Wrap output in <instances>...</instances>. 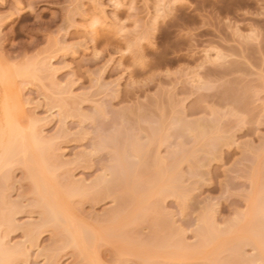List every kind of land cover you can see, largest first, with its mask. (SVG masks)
Returning <instances> with one entry per match:
<instances>
[{
  "label": "rangeland",
  "instance_id": "374dc122",
  "mask_svg": "<svg viewBox=\"0 0 264 264\" xmlns=\"http://www.w3.org/2000/svg\"><path fill=\"white\" fill-rule=\"evenodd\" d=\"M159 1L0 0V135L49 143L0 167L5 264H264V0Z\"/></svg>",
  "mask_w": 264,
  "mask_h": 264
},
{
  "label": "bare ground",
  "instance_id": "6f19581e",
  "mask_svg": "<svg viewBox=\"0 0 264 264\" xmlns=\"http://www.w3.org/2000/svg\"><path fill=\"white\" fill-rule=\"evenodd\" d=\"M123 1H124V0H123ZM160 1H161V0H160ZM160 1H159V2H160ZM159 2H158V7H159V6L163 7L165 3L162 4V2H160V3H159ZM123 4H124V3H123ZM160 4H162V5H160ZM156 8H157V7H156ZM101 9H103V8H101ZM101 9H99V10H101ZM160 9H162V8H160ZM158 10H159V8H158ZM99 12H100V11H99ZM101 13H102V14H101ZM100 14H101L102 16L99 15V18H100V17H103V20H101V24H102L104 21L107 20V18H105V16H104L105 13H103L102 10H101ZM100 19H102V18H100ZM105 19H106V20H105ZM109 21H110V20H109ZM106 22H107V21H106ZM106 22L104 23L105 25H107ZM110 24H111V22H110ZM98 25H99V24H98ZM98 25H97V26H98ZM105 25H103V26H105ZM92 26H93V25L91 24V27H92ZM94 26H95V25H94ZM101 26H102V25H101ZM99 27H100V25H99ZM104 28H105V30L108 29V27L106 28V26H105ZM104 28H103V27H100L101 32H103V29H104ZM120 29H121V28H120ZM120 29H118V30H120ZM100 30L98 29V27L96 28V26H95V27H93V29H92L91 31H92L93 33L96 34V33H99ZM98 31H99V32H98ZM120 31H121V30H120ZM120 31H119V33H120ZM121 32H122V31H121ZM116 33H117V31H116ZM98 35H99V34H98ZM94 37H95V36H94ZM205 55H206V54H205ZM12 84H13V83H12L11 81H7V84H6V85H7L8 88L10 89V87L12 86ZM10 98L13 99L12 101H13V102L15 101V104H16V105H15V106H16L15 114H17L18 117H19V116L21 117V116L24 114V109H25V107H24V102H22L21 99H20V98H21V97H20V94H19V93H18V94H15V96H14V95H11ZM25 105H26V104H25ZM5 107H6V106H5ZM5 107H3V108H5ZM45 110H46V109H45ZM48 110H49V109H48ZM50 111H51V109H50ZM45 112H46V111H45ZM46 113H47V112H46ZM5 114H6V113H5ZM10 114H11V113H10ZM10 114H7V115H9L8 117L11 116ZM10 118L12 119V117H10ZM11 119L6 118V121H5L6 123H5V125L3 124V125H4V126H3V127H4V130H3L2 134L0 135V142H1V143H0V167H1V166H4L3 164H4L6 161H8V160H9L8 162H10V159H13L14 156H16L18 153L20 154L22 151H24V150H26V149H30V148L32 149L33 147H37V146H38L37 148L39 149V148H41V147H39V146H42V145H43V147H44V145H45V146L47 147V144H49V143H47V142H45V141L43 142L42 140H40L43 136H42V137L39 136V138H38V136L34 135L35 133L33 134L34 137L31 135L32 132H36V126H37V125L35 126L34 123H33V121H32V123H31L30 120H29L30 123H31L30 126H31L32 124L34 125V126H33L34 128H33L32 126L30 127V126L28 125V127H30V129L28 128V132H29V130H30V132H31V134H30V132H29L28 135L30 134V137H31V138H29V139H26V138H25V139L23 140V138H21V135L24 136V135H23L24 131H23V133H22V131H21V127L18 128L17 125L14 124L15 122H14L13 120L11 121ZM3 120H5V119H3ZM13 122H14V123H13ZM37 122H38V121H37ZM32 128H33V129H32ZM38 129H39V128H38ZM1 130H2V129H1ZM0 132H1V131H0ZM38 133H39V134H38ZM38 133H37V134L40 135L41 131H39ZM28 135H27V138H28ZM41 135H42V133H41ZM43 139H44V137H43ZM149 139H150V138H149ZM47 141H48V140H47ZM153 141H154V140H153ZM50 142H51V141H50ZM132 143H133V142H132ZM152 143H153V142H152ZM50 144H51V143H50ZM53 144H54V143H53ZM135 145H136V144H135ZM37 148H36V149H37ZM47 148H48V147H47ZM133 148H134V147H133ZM135 148H136V147H135ZM135 148H134V149H135ZM125 149L127 150V147H126ZM130 149H132V147H130ZM140 149H141V148H140ZM126 150H125V151H126ZM128 150H129V149H128ZM27 151H28V150H27ZM41 151H42V150H41ZM137 151H138V150H137ZM127 152H128V151H127ZM127 152H126V153H127ZM144 152H145V151H144ZM145 153H146V152H145ZM19 154H18V155H19ZM127 154H128V153H127ZM170 154H171V153H170ZM18 155H17V156H18ZM19 156H20V155H19ZM122 156H123V155H121V157L118 156V157L120 158V160H117V161H119V165L117 164L118 166H117V167L115 166L116 168L122 166V167H121V170H122V168H123V163L121 164L120 161L124 162V160H122V159H125L126 154H125V156H123L124 158H122ZM169 156H170V155H169ZM26 157H27V156H26ZM36 157H37V156H36ZM41 157H42V155H41ZM153 157H154V156H153ZM27 158H28V157H27ZM20 159H21V158H20ZM158 159H159V158H158ZM161 159H162V158H160L159 160L161 161ZM17 160H18V161H21V160L18 159V157H17ZM29 160H30V157H29ZM33 160H34V158H33ZM125 160H126V159H125ZM159 160H158V161H159ZM22 161H23V160H22ZM24 161H28V160L25 159ZM158 161H157V162H158ZM169 161H170V159H169ZM8 162H7V163H8ZM127 162H129V161H127ZM161 162H162V161H161ZM7 163H6V164H7ZM11 163H13V162H11ZM30 163H31V162H30ZM117 163H118V162H117ZM129 163H130V162H129ZM159 163H160V162H159ZM165 163H166V162H165ZM9 164H10V163H9ZM115 164H116V163H115ZM163 164H164V163H162V167L165 166V165H163ZM7 165H8V164H7ZM12 165H13V164H12ZM27 165L30 166L29 164L26 163V166H27ZM159 165H160V164H159ZM28 166H27V167H28ZM37 166H39V164H38ZM134 166H136V165H134ZM39 167H40V166H39ZM39 167H38V168H39ZM41 167H42V166H41ZM41 167H40V170L42 169ZM8 168H9V167H8ZM8 168H6L7 176H8V170H7ZM31 168L33 169L34 166L31 167ZM158 168H159V166H158ZM160 168H161V167H160ZM32 169H31V170H32ZM35 169H36V168H34V171L36 172ZM119 169H120V168H119ZM138 169H139V168H138ZM163 169L167 171V169H165V168H163ZM3 170L5 171V169H3ZM29 170H30V168H29ZM115 170H118V169H115ZM121 170H119V171H121ZM134 170H135V169H134ZM136 170H137V169H136ZM139 170H140V169H139ZM164 170H162V168H161V171H162V172H161L160 169H159V172L157 173V178L155 177V179H156L157 182H159V183H162V182H160V179L158 178L160 172H161V173L164 172V173H163V174H164L163 176L166 178V181H169V182H170V180L168 179L169 177L167 176V172L164 171ZM112 171H113V170H112ZM123 171H124V170H123ZM143 171H144V170H143ZM143 171H142V172H143ZM43 172H44V171H43ZM43 172H42V173H43ZM113 172H114V171H113ZM115 172H116V171H115ZM138 172H139V171H138ZM172 172L174 173L175 171H172ZM29 173H32V174H30L29 176H31V177L33 176V178H34V179L31 178L32 180H34L33 183L35 184L34 187L32 186L33 189H35L36 193L39 192V196H38V197H40L42 205H41V203H37L39 198H38V199L35 198V199H37V202H36V201H35V202H36L37 204H40V207L42 208V217H43L42 219H43L44 225H45L46 222H47V223H48V222H49V223H50V222H57L58 220L61 222V220H64L62 217H63L64 215H66V214L64 213V215L61 217V215H60V214H61V213H60L61 211H60V210L57 211V209L54 208L55 205H53V204H54L53 202H55L54 200H55L56 198H55L54 200H52V202H51V199H52L51 196H50V193H51V192H48L49 194H47V192L45 193V190H44L43 192H41L42 189H44V187H42V189H41V191H40V185H42L43 183H42V184H39V182H38V179H39V178H38V177H36V178L34 177V176H35V173H34L33 171H29ZM36 173H37V172H36ZM44 173H45V172H44ZM117 173H119V172H117ZM165 173H166V174H165ZM0 174L2 175V172H1V171H0ZM37 174H38V173H37ZM37 174H36V175H37ZM113 174H116V173H113ZM5 175H6V174H5ZM38 175H39V174H38ZM165 175H166V176H165ZM116 176H117V175H115V178H114V176H113V179H116ZM119 176H120V174H118V177H119ZM132 176H133V175H132ZM132 176H131V177H132ZM145 176H146V175H145ZM151 176H152L151 179L154 180V175L152 174ZM0 177H1V176H0ZM118 177H117V178H118ZM124 177H125V176H124ZM1 178H2V177H1ZM35 179H37L36 182H35ZM113 179H112V180H113ZM122 179H123V177H122ZM167 179H168V180H167ZM41 180H42V179H41ZM110 180H111V179H110ZM116 180H118V179H116ZM125 181H126V180L123 179V182H125ZM111 182H112V181H111ZM111 182H110V185L113 184V183L111 184ZM118 182H119V180H118ZM31 183H32V182H31ZM107 183H108V182H107ZM151 183H152V182H151ZM64 184H65V183H64ZM69 184H70V183H69ZM69 184H68V185H69ZM73 184H74V183H73ZM103 184H104V183H103ZM120 184H121V180H120ZM126 184H127V183H126ZM154 184L156 185L155 180H154ZM154 184H153V186H155ZM68 185H67V186H68ZM104 185H105V184H104ZM104 185H103V186H104ZM113 185H114V184H113ZM42 186H43V185H42ZM45 186H46V185H45ZM103 186H102V188H100L99 190L103 189V188H104ZM106 186H108V185H106ZM118 186H119V184H118ZM122 186H123V184H122ZM125 186H126V185H125ZM156 186H157V185H156ZM159 186H160V185H159ZM68 187H70V186H68ZM134 187H135V185H134ZM141 187H142V186H141ZM151 187H152V186H151ZM46 188H47V186H46ZM73 188H74V187H73ZM105 188H106V187H105ZM107 188H108V187H107ZM137 188H138V187H137ZM154 188H155V187H154ZM36 189H37V190L39 189V190L37 191ZM68 189H69V188H68ZM68 189H67V190H68ZM138 189H141V188L139 187ZM144 189H145V188H144ZM150 189H151V188H150ZM47 190H48V189H46V191H47ZM63 190H64V189H63ZM67 190H65V191H67ZM79 190H80V189H79ZM94 190H95V189H94ZM99 190H98V191H99ZM106 190H107V189H106ZM35 191H34V192H35ZM48 191H49V190H48ZM54 191H55V190H54ZM71 191H72V190H71ZM76 191H77V189H76ZM76 191H75V192H76ZM80 191H81V190H80ZM82 191H83V190H82ZM101 191H102V190H101ZM143 191H144V190H143ZM75 192H74V193H75ZM78 192H79V191H78ZM96 192H97V191H96ZM104 192H105V189H104ZM149 192H150V191H149ZM41 193H43V195H42ZM81 193H82V192H81ZM97 193H98V192H97ZM107 193H108V192H107ZM40 194H41V196H40ZM57 194H58V193H57ZM67 194H68V193H67ZM77 194H79V193H77ZM98 194H99V193H98ZM102 194H103V193H102ZM140 194H141V193H140ZM142 194H143V193H142ZM145 194H146V191H145ZM47 195H48L49 197H48ZM136 195L138 196V194H136ZM0 196H1V195H0ZM95 196H96V195H95ZM144 196L146 197V195H144ZM261 196H262V195H261ZM135 197H136V196H135ZM145 197H144V199H143V200H144L143 203L146 202V201H145ZM50 198H51V199H50ZM136 198H137V197H136ZM141 198H143V197H141ZM49 199H50V200H49ZM96 199H97V198H96ZM127 199H129V198H127ZM137 199H138V198H137ZM256 199H257V198H256ZM42 200H43V201H42ZM57 200H58V199H57ZM129 200H130V199H129ZM131 200H132V199H131ZM143 200H141V201H143ZM260 201H261V200H260ZM135 202H136V201H135ZM138 202H139V201H137V203H138ZM254 202H255V201H254ZM254 202H253V203H254ZM256 202H257V201H256ZM51 203H52V204H51ZM143 203H141V204H143ZM139 204H140V203H139ZM56 205H57V204H56ZM129 205H130V202H129ZM143 205H145V204H143ZM255 205H256V204H255ZM255 205H254V207H255ZM42 206H43V207H42ZM133 206H134V205H133ZM140 206H141V205H140ZM56 207H57V206H56ZM59 207H60V205H59ZM129 207H130V206H129ZM57 208H58V207H57ZM134 208H135V206H134ZM62 209H63V208H62ZM131 209H132V208H131ZM131 209H130V210H131ZM136 209H137V208H136ZM138 209H139V208H138ZM257 209H259V208H257ZM58 212H59V214H58ZM62 214H63V213H62ZM1 215H2V214H1ZM3 215H4V213H3ZM59 215H60V216H59ZM3 217L5 218L6 222L9 223V221H10V220H9V216H8L7 214H5L4 216H2V218H3ZM60 217H61V218H60ZM65 217H66V216H65ZM65 217H64V218H65ZM2 218L0 217L1 220H2ZM68 218H69V217H68ZM122 218H124V217H122ZM261 218H262V217H261ZM109 219H110V218H109ZM11 220H12V219H11ZM69 220H70V219H69ZM69 220H67V219L65 218V220H64L63 222H61L62 225H61V223H58V222L55 223L58 227H59V226H61V227L63 226L62 228H60V227L58 228L55 224H54V225H55V227L58 229V231H62L63 229L66 230V229H67L68 227H70V226L68 225V223H66L68 226L65 228V225H63V224H64L65 221L68 222ZM123 220H124V219H123ZM41 221H42V220H41ZM70 221H72V220H70ZM4 222H5V221H4ZM252 222H254V221H252ZM47 223H46V224H47ZM121 223H122V221H121ZM42 225H43V223H40L39 226H42ZM44 225H43V226H44ZM78 225L80 226L79 223H78ZM81 226H82V225H81ZM81 226H80V228L78 227L79 229H78V228H77V229H78V230L83 229V231L85 232L86 230H84V226H82L83 228H82ZM259 226H260V225H259ZM251 227H253V226H251ZM251 227H250V228H251ZM56 228H55V229H56ZM73 228H74V227H73ZM85 228H86V227H85ZM205 228H206V227H205ZM256 228H257V226H256ZM28 229H29V228H28ZM68 229H70V230H69L70 232L73 231L71 228H68ZM68 229L66 230L67 232H68ZM86 229H87V228H86ZM254 229H255V228H254ZM254 229H253V230H254ZM257 229L259 230V227H258ZM64 230H63V231H64ZM75 230H76V229H75ZM78 230H77V231H78ZM251 230H252V229H251ZM258 230H257V231H258ZM27 231H28V230H27ZM204 231H205V232H204ZM204 231H203V232H204V234L206 235V234H207V232H206L207 230H204ZM260 231H262V228H261L258 232H260ZM28 232H29V231H28ZM79 232L82 233V234H81V237H82L81 240H83V238H85V236H84L85 234L82 232V230H80ZM88 232H90V231L87 230V233L85 232L87 238L84 239L82 242H86L87 240H89V239H88V235H87ZM156 232H157L158 235H160V234L158 233V231H156ZM208 232H209V231H208ZM254 232H255V231H254ZM258 232H255L256 235H257ZM61 233H62V232H61ZM68 233H69V232H68ZM75 233H76V231H75ZM75 233H74V232L72 233L73 236L70 235V236H71V239H72V240H71L72 244H74L76 240H77L76 243H77V242H80V241H78V240H80L79 237H78V239L75 240V238H76V235H75V237H74V234H75ZM165 233H167V232H165ZM212 233H214V232L212 231ZM249 233H250V232H249ZM255 233H254L253 235H255ZM260 233L262 234V232H260ZM62 234H64V233H62ZM70 234H71V233H70ZM83 234H84V235H83ZM154 234H155V233H154ZM209 234H210V233H209ZM64 235H65V234H64ZM152 235H153V234H152ZM256 235H255V237H257V236L259 235V233H258L257 236H256ZM65 236H66V235H65ZM70 236H69V237H70ZM77 236H78V235H77ZM206 236H208V234H207ZM209 236H210V235H209ZM262 236H264V235H262ZM262 236H261V237H262ZM155 237H156V236H155ZM157 237H159V236H157ZM255 237H254V238H255ZM258 237H260V236H258ZM261 237H260V238H261ZM160 238H161V240H162L163 242H162L160 239H157V238H156V239L154 238V239H152V240H154V241H155V240H158V241H157V244H158L159 241H161V242H159L160 244L164 243L165 239H163L164 236H163L162 234L160 235ZM165 238H167V236H166ZM169 238H170V237H169ZM209 238H210V237H209ZM0 240H1V239H0ZM90 240H91V238H90ZM166 240H167V239H166ZM169 240H170V239H169ZM255 240H256V238H255ZM262 240H263V239H261V240H257V241L260 242V241H262ZM65 241H66V240H65ZM167 241H168V240H167ZM167 241H165V242H167ZM171 241H172V240H171ZM175 241H176V240H175V238H174V241H173V242L175 243ZM263 241H264V240H263ZM67 242H69V238H68V241H67ZM149 242H150V241H149ZM155 242H156V241H155ZM169 242H170V241H169ZM173 242H172V243H173ZM69 243H70V242H69ZM88 243H89V241H87V244H88ZM178 243H180V242H178ZM260 243H261V242H260ZM262 243H263V242H262ZM262 243H261V245H262L263 247H262V246H260V247H262V250H263V251L261 250V252H262V254H264V245H263ZM164 244H165V243H164ZM168 244H170V243H168ZM168 244H167V245H168ZM257 244H258V243H257ZM257 244H256V245H257ZM74 245H75V244H74ZM76 245L79 246L78 249L81 251V249H80V248H81V246H80L81 244L78 245V243H77ZM76 245H75V246H76ZM167 245H164V246H165L164 249L166 248ZM170 245H171V244H170ZM170 245H169V246H170ZM180 245H181V244H180ZM2 246H3V245H2ZM23 246H24V245H23ZM88 246H90V244H88ZM88 246H87V247H88ZM158 246H159V244H158ZM3 247H4V246H3ZM3 247H1V244H0V261H1V263L5 260L4 258L2 259V257H3L5 254H7V253L9 252V251H8V252H4V253H3V250H4ZM162 248H163V247H162ZM167 248H169V247L167 246ZM167 248H166V249H167ZM179 248H180V247H179ZM234 248H235V247H234ZM6 249H7V248H6ZM85 249H86V247H85ZM89 249H91V248H89ZM170 249H171V248H170ZM236 249H237V248H236ZM9 250H10V249H9ZM168 250H169V249H168ZM22 251H23V250H22ZM85 251H87V254L89 253V250H85ZM235 251H236V250H235ZM9 253H10V252H9ZM9 253H8V254H9ZM236 253H237V252H236ZM3 254H4V255H3ZM8 254H7V258H8ZM87 254H86V255H87ZM237 256H238V255H237ZM4 257H5V256H4ZM7 258H6V259H7ZM6 262H7V261H6ZM89 262H90V261H89ZM2 264H5V263L3 262Z\"/></svg>",
  "mask_w": 264,
  "mask_h": 264
}]
</instances>
